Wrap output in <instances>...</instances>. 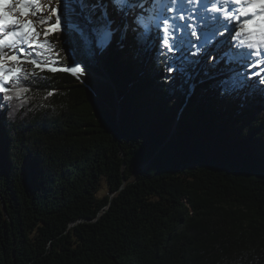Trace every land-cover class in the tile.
<instances>
[{
    "label": "trees",
    "instance_id": "obj_1",
    "mask_svg": "<svg viewBox=\"0 0 264 264\" xmlns=\"http://www.w3.org/2000/svg\"><path fill=\"white\" fill-rule=\"evenodd\" d=\"M45 33L32 57L86 74L23 70L1 95L0 264H264V83L225 95L222 69L176 113L149 40L97 59Z\"/></svg>",
    "mask_w": 264,
    "mask_h": 264
},
{
    "label": "snow or ice",
    "instance_id": "obj_2",
    "mask_svg": "<svg viewBox=\"0 0 264 264\" xmlns=\"http://www.w3.org/2000/svg\"><path fill=\"white\" fill-rule=\"evenodd\" d=\"M51 2V0H50ZM57 5H63V12L56 15L55 23L50 25L48 32L59 31L63 24L74 31L82 42L86 50L91 47L104 50L110 46L114 38L119 33V43L124 45L129 43L135 46L138 41L151 40L154 47H159L163 52L172 53L165 55V83H170L179 78L182 84H187L198 74L197 66L201 64V54L207 56L209 50L218 46V50L224 47L233 48L232 53L221 57V60L248 61L249 58H256V65L264 64V0H198L199 8L197 16L204 22V27L196 30L188 22L191 17L184 13H190L192 9L187 5L193 0H95L89 5L86 0H77L82 12H85V19L91 28L90 36L79 24L71 19L69 4L71 0H56ZM17 7L13 11L8 8L13 5V0H0V35L6 28H11L7 37L0 38V95L11 100L13 97L7 95L10 88L6 85L18 81L23 72L18 61L26 54V49L31 47H45L46 45L33 44V38L38 36L33 21L19 24L15 17V12L22 16H34L36 22L48 24V20L40 19L41 10L37 7L32 11V6L38 4V0H15ZM151 5L149 8L148 6ZM211 5V7H209ZM111 8V13L109 11ZM203 9V14L200 9ZM55 14L56 9H51ZM116 17L120 18L117 24ZM183 22V23H182ZM229 24L232 27H229ZM220 28L228 34V39L217 41ZM153 29L155 33L153 35ZM183 35H179V32ZM131 33V40H129ZM48 33H45L47 36ZM94 37V39H93ZM197 51L193 52V39ZM234 42V43H233ZM13 49L16 54H9L5 48ZM15 63L16 67L10 64ZM31 63L37 67L50 72L62 71L80 77L86 74L82 61L72 60L69 67L54 66L57 61L48 63L32 60ZM208 67L216 68L215 63ZM175 72L176 76L172 73ZM209 75L207 71L204 73ZM259 76V73H254ZM215 79V76L211 77ZM264 83V81H259ZM225 95H232L238 92V88L251 87L250 83H245L243 78L225 77L218 81L216 85ZM27 91V89H23ZM264 91V90H262ZM54 94L50 92L49 95Z\"/></svg>",
    "mask_w": 264,
    "mask_h": 264
},
{
    "label": "rangeland",
    "instance_id": "obj_3",
    "mask_svg": "<svg viewBox=\"0 0 264 264\" xmlns=\"http://www.w3.org/2000/svg\"><path fill=\"white\" fill-rule=\"evenodd\" d=\"M15 3V2H14ZM86 3H88L89 5L95 3L93 0H86ZM80 6V5H79ZM76 6V7H79ZM13 7V8H12ZM11 9L13 11V9L15 7H17L16 4H14V6H12ZM37 7H39V9L41 10V14H40V19H44V20H48L49 23L48 24H40L36 22V17L28 15V16H22L20 15V13L17 11L15 12V17L18 20L19 24H24L27 23L28 21H33L34 23V27L36 29V32L38 33L37 37L33 38L32 43L36 44L37 40L41 38V36H43L46 32V30L50 27V24H54L55 20H56V15H59L62 13V11L60 10V8L57 5L56 0H38V4L32 6V11H36ZM51 9H56V13L54 14ZM78 11V13H70L71 15V19L73 22L77 23L80 25L81 28H83L85 30V32H87L90 36L92 35L91 33V28L94 26L92 24H89L88 21L85 19V17L83 15H81V8L79 7L78 9L75 8V12ZM109 11L111 13V8H109ZM85 15L86 13L83 12ZM81 15V16H80ZM113 17L116 19L117 24L120 23V18L116 17L114 13H112ZM60 29H64V30H69L64 24H63V18H62V23H61V28ZM73 33V36L76 40V44L75 47L78 50L81 51H85V47L82 45V42L80 40V37L74 32L71 31ZM155 33V30L153 29V35ZM131 33H129L130 35ZM119 35V33L117 34ZM179 35H183V34H179ZM94 39V37H93ZM194 43V47L192 49L193 52L197 51V48L195 47L196 41L195 39L193 40ZM148 47V53L153 49V45H152V41L149 40V43L147 44ZM107 49V48H106ZM106 49L104 50H99L97 48H95V46H93V54L96 58H100L103 57V55H105L106 53ZM61 47H58V56L61 57V61L68 63V61L70 60V55L68 52H61ZM228 49H226L227 51ZM231 50V49H230ZM5 51L8 52L9 54H16V52L11 49V48H5ZM234 51V50H232ZM32 49L31 48H27L26 49V54L23 55L20 59V61H18L19 66L22 67L23 70H33L36 69L37 66L33 63H31L32 60H35L32 57ZM85 56L89 55V50L86 51ZM227 54V53H226ZM225 52H219L218 50H215V45L209 50V54L207 56H203L201 54V64L199 66H197L198 69V74L194 75V79L190 80L187 84H182L181 80L179 78H177V80L170 82V83H165L167 88L171 91H173V96L170 99L169 103L170 104V108L172 111L176 112V113H180L181 109H179V104L181 103V91L183 89H186L187 92L189 94H192L194 92V88H195V84L194 82L199 80L200 82H205L209 79H211V77L213 76H218V74H220L222 72V69L228 71L230 74H235L237 75L239 78H243L244 81H246V83H250V84H255L256 82L260 83L259 81H264V73L259 70V69H255V67H253V65L249 62L247 63H240V62H236L234 61H229L227 59H223L221 60V57H224ZM165 55H172V53H167L165 52ZM148 57V54H147ZM215 63L216 65L218 63H221V66L218 67L217 71L215 70V72H210V67H208L209 64ZM144 66H146L147 64V58L144 60L143 62ZM11 67H16L15 63L10 64ZM72 66L69 63L64 66V67H69ZM102 70H100V77L95 76L94 73H90L87 72V74L92 75L94 77L97 78V80H99L100 82L104 83L107 81V77L101 72ZM205 71H207L209 73L208 76H206L204 73ZM254 73H259V76L254 75ZM168 75L165 72V67L162 69V71L160 72V74L157 75V80H164V77ZM173 76H176V73L173 72L172 73ZM195 80V81H194ZM261 84V83H260ZM4 101V99L2 98V96L0 95V104ZM186 101H184L185 103Z\"/></svg>",
    "mask_w": 264,
    "mask_h": 264
},
{
    "label": "bare ground",
    "instance_id": "obj_4",
    "mask_svg": "<svg viewBox=\"0 0 264 264\" xmlns=\"http://www.w3.org/2000/svg\"><path fill=\"white\" fill-rule=\"evenodd\" d=\"M15 2V0H13V5L12 6H14V3ZM145 2H146V0H145ZM80 4L77 2V0H71V2H70V4H69V7H70V9H72L73 11L71 12V13H78V11H76L75 12V8H79L80 6H79ZM11 6V7H12ZM76 6H79V7H76ZM150 6V5H149ZM148 6V7H149ZM11 7H9L8 8V11H12V9H11ZM59 8H60V10L63 12V5L61 4V5H59L58 6ZM13 8V7H12ZM81 15H83L84 17H85V14L83 13V12H81ZM80 15V16H81ZM217 39V41H223V40H226L227 38H216ZM214 45H215V50L217 51L218 50V46L216 45V43L214 42ZM226 49H228L227 51H226ZM231 49V50H230ZM232 50H234L233 48H228V47H224L223 49H220V50H218L219 52H222V51H224L225 52V54L227 53H232L233 51ZM236 62H240L241 63V61H236ZM244 63H247V61L245 62L244 61ZM221 64V63H220ZM242 64V63H241Z\"/></svg>",
    "mask_w": 264,
    "mask_h": 264
},
{
    "label": "water",
    "instance_id": "obj_5",
    "mask_svg": "<svg viewBox=\"0 0 264 264\" xmlns=\"http://www.w3.org/2000/svg\"><path fill=\"white\" fill-rule=\"evenodd\" d=\"M67 31H69V30H67ZM71 32V31H70ZM72 33V32H71ZM73 34V33H72ZM75 39V38H74ZM97 59H99V58H97ZM106 77H107V80L109 79V76L106 74V73H104L103 71H101ZM95 75V74H94Z\"/></svg>",
    "mask_w": 264,
    "mask_h": 264
}]
</instances>
